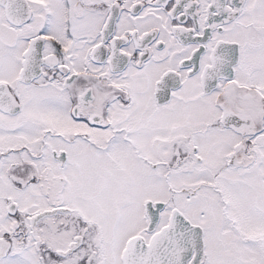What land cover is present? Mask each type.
<instances>
[{"label": "snow or ice", "instance_id": "obj_1", "mask_svg": "<svg viewBox=\"0 0 264 264\" xmlns=\"http://www.w3.org/2000/svg\"><path fill=\"white\" fill-rule=\"evenodd\" d=\"M0 264H264V0H0Z\"/></svg>", "mask_w": 264, "mask_h": 264}]
</instances>
